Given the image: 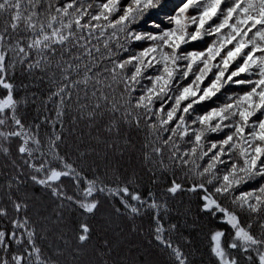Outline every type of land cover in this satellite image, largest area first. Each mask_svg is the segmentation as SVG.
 Instances as JSON below:
<instances>
[{
	"label": "snow or ice",
	"instance_id": "1",
	"mask_svg": "<svg viewBox=\"0 0 264 264\" xmlns=\"http://www.w3.org/2000/svg\"><path fill=\"white\" fill-rule=\"evenodd\" d=\"M0 264H264V0H0Z\"/></svg>",
	"mask_w": 264,
	"mask_h": 264
}]
</instances>
